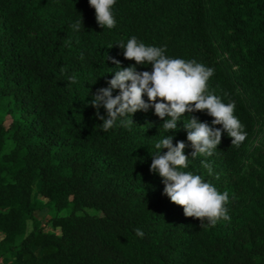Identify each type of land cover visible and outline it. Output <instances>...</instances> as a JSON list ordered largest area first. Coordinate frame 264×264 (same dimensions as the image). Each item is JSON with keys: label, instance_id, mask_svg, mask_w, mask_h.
<instances>
[{"label": "trees", "instance_id": "16d2710c", "mask_svg": "<svg viewBox=\"0 0 264 264\" xmlns=\"http://www.w3.org/2000/svg\"><path fill=\"white\" fill-rule=\"evenodd\" d=\"M111 11L115 27L102 29L88 0H0V264H264V157L255 177L240 173L264 124V0H116ZM133 36L212 69L208 91L235 103L245 141L223 132L211 156L191 158L184 123L212 126L206 111L181 116L176 132L154 108L104 131L90 102L112 59L152 70L117 46ZM168 135L188 145L183 171L228 192L230 219L201 224L163 194L150 166ZM37 181L45 200L34 198ZM45 210L53 231L36 217Z\"/></svg>", "mask_w": 264, "mask_h": 264}, {"label": "clouds", "instance_id": "9594fccd", "mask_svg": "<svg viewBox=\"0 0 264 264\" xmlns=\"http://www.w3.org/2000/svg\"><path fill=\"white\" fill-rule=\"evenodd\" d=\"M88 2L95 10L96 22L102 29L115 27L116 21L111 9L116 0ZM72 27L79 31L83 27V20L77 21ZM117 46L123 50L125 59L135 61L136 65H151L152 70L137 71L135 66L122 68L120 61L112 59V63L116 65L114 75L107 81V87L97 89L90 102L97 110L96 117L103 121L100 126L104 131L112 129L117 120L121 126L129 127L133 123V114L154 108L155 115L163 121V128L168 132H176L181 116L206 111L213 117L212 126L207 122H200L195 116H190L187 123H184L187 141L193 149L191 158L198 155L211 156L220 145L223 132L231 138L232 145L239 146L245 141L247 133L234 116L235 103L225 104L208 91L212 69L194 60L169 58L165 55L164 48L146 46L134 36L126 44ZM69 81L75 83V75L69 77ZM114 90H118L119 94L113 96ZM145 95L148 102L143 98ZM101 107L106 110V118L100 115ZM216 125H222V129L214 127ZM187 146L183 141H177L173 146L171 135L162 138L154 146L158 151L151 156L150 171L159 175L164 185L163 194L173 204L183 208L185 217L198 219L201 224L206 220L211 226H215L221 219H230L225 207L229 194L227 191L219 192L200 175L182 170L188 167L189 157L185 155ZM162 149H167V152L161 154ZM203 166L211 175V165L203 162ZM135 231L138 236L143 237L142 230Z\"/></svg>", "mask_w": 264, "mask_h": 264}, {"label": "rangeland", "instance_id": "374dc122", "mask_svg": "<svg viewBox=\"0 0 264 264\" xmlns=\"http://www.w3.org/2000/svg\"><path fill=\"white\" fill-rule=\"evenodd\" d=\"M11 121L7 122V125H10ZM264 157V124L257 127L256 130V138L249 146V148L243 154V159L240 167L241 175L246 179L249 180L250 178L255 177L257 171V164L260 160ZM41 183L37 181L34 185V198L45 200L39 195ZM249 197V192H244V201H247ZM90 214H95L96 211L94 210H87ZM68 211H64L61 216H67ZM37 219L43 224L46 231H53L51 229L50 221V214L48 210L37 212L36 213ZM32 224H29V231H31Z\"/></svg>", "mask_w": 264, "mask_h": 264}]
</instances>
